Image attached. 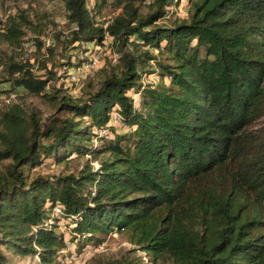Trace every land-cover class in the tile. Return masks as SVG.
<instances>
[{
	"label": "trees",
	"instance_id": "obj_1",
	"mask_svg": "<svg viewBox=\"0 0 264 264\" xmlns=\"http://www.w3.org/2000/svg\"><path fill=\"white\" fill-rule=\"evenodd\" d=\"M88 1L62 0L71 50L38 60L40 72L19 56L36 26L23 12L0 21L12 51L0 50V95L16 94L0 108V264H61L62 222L78 252L125 234L132 248L117 264H264V135L253 128L264 115V0H187V18L170 24L160 21L181 0H113L105 22L107 0ZM107 44L114 64L70 94L65 81L77 87L74 72Z\"/></svg>",
	"mask_w": 264,
	"mask_h": 264
},
{
	"label": "rangeland",
	"instance_id": "obj_2",
	"mask_svg": "<svg viewBox=\"0 0 264 264\" xmlns=\"http://www.w3.org/2000/svg\"><path fill=\"white\" fill-rule=\"evenodd\" d=\"M95 1L96 0L88 1L89 8L94 7ZM98 1L99 0H97V2ZM186 2L187 0H181L177 9L170 13V16L167 19L161 20L160 23L170 24L173 21L187 18L188 5H186ZM139 6L141 12L145 13L147 11V5L140 4ZM117 11L118 9H116L113 5V0H107V2L101 7L100 11L96 14V19L99 22H105L106 19L111 17L113 13ZM21 12L28 16V19L36 26L35 29L38 32H33L32 27L24 28V48L20 50L19 56L29 58L31 62H34L36 72H40L39 69H37V66L39 65L38 62L41 60H46L48 66L51 65L55 57L64 60L62 54L66 55L71 49L67 48L65 51L61 42L67 36L72 27L69 23H67L65 15L66 11L62 0H0V21H5L8 15H17ZM35 38L42 42L40 51H38L35 47ZM52 45L55 50H53V54L50 55L47 47ZM0 50L6 51L8 54L12 53L10 48L3 43H0ZM78 55L80 58H84L82 53L78 52ZM117 55V52L112 49L111 44H107L97 59L95 67H83L74 72L75 75H73L72 78L79 81L77 87H71L72 81L66 80L65 88H68V92L73 96H80L84 90H91V87H87L86 84L90 83L93 86H96L99 80L103 78L102 70L109 64H114V60ZM1 76L2 72L0 67V78ZM151 80H154L153 77ZM21 92L23 91H20V93ZM11 94H6V96L3 95V98H0V108L7 101L16 100V96L13 97L14 95L11 96ZM17 100L27 107L39 110L42 117H46L51 113L50 108L35 95L24 94L23 92L21 99L17 98ZM253 128L264 135V115L254 124ZM87 158L88 157L72 159L69 164L70 171H76V169L79 168ZM95 163L96 162L93 164ZM37 170L44 174L55 173L64 170V164L62 163L56 167L43 165ZM66 226L67 225L62 222L60 227L58 226L56 229L57 232H64L63 236L65 239V245L62 247L63 249L60 252L62 260L66 262L64 264H117V262L122 261L127 251L132 248L125 234L116 233L115 235L113 234L114 232H112L106 235H99L101 241L97 245L93 246L97 248L96 251H91L89 248L92 246H90L86 247L83 251L80 250V252H78L79 250L74 246L76 241L69 240V231ZM100 244L103 245L99 247ZM138 254H141V252L136 253V255ZM143 258L145 261L148 260V257ZM13 259L17 260L18 258L13 256ZM24 261L30 263L37 262L35 258L32 260L29 257Z\"/></svg>",
	"mask_w": 264,
	"mask_h": 264
},
{
	"label": "built area",
	"instance_id": "obj_3",
	"mask_svg": "<svg viewBox=\"0 0 264 264\" xmlns=\"http://www.w3.org/2000/svg\"><path fill=\"white\" fill-rule=\"evenodd\" d=\"M180 5V4H179ZM178 5V6H179ZM178 6H171L170 8H169V10H170V13H172L174 10H176L177 9V7ZM170 13H169V15H170ZM169 15L167 16V17H169ZM95 52H94V55L90 58V62L86 65V67H90V68H93V67H95V65L97 64V59L99 58V56L101 55V53H102V51H103V48L101 47V46H96L95 47ZM14 95V96H13ZM11 96H13V97H15V94H11ZM0 98H3L1 95H0ZM94 166L95 167H97V163H95L94 164ZM53 214H55V215H60V209H59V207H54V209H53ZM53 221L52 220H50V223H52ZM113 234H115L116 235V232H114ZM103 244H100L99 245V247H101ZM89 249H91V251H96L97 250V248L96 247H90ZM88 252V251H87ZM89 253V252H88ZM85 255H87V254H85ZM81 256V255H80ZM71 257H72V255H71ZM36 260H37V258H35ZM144 259V258H143ZM60 262L61 263H66L64 260H62V256L60 257ZM143 262H144V264H152L151 262H149L148 260L147 261H145V260H143Z\"/></svg>",
	"mask_w": 264,
	"mask_h": 264
}]
</instances>
